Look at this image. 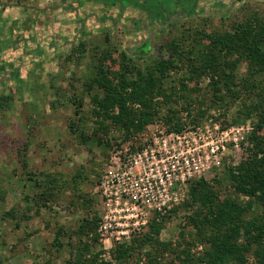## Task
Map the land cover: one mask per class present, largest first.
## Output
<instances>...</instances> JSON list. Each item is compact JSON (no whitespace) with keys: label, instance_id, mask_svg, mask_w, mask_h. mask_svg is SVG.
<instances>
[{"label":"rangeland","instance_id":"rangeland-1","mask_svg":"<svg viewBox=\"0 0 264 264\" xmlns=\"http://www.w3.org/2000/svg\"><path fill=\"white\" fill-rule=\"evenodd\" d=\"M101 1L105 4L103 9ZM141 1L92 0L85 3V0H0V64L2 61L7 63L14 60L15 66L19 65L20 68L19 75L12 71L5 74V84L0 86V92L12 96L10 105L0 110V186L5 192L4 200L0 203V264H66L76 246L88 238L79 236L75 231L82 217L96 210L100 219L102 205L95 188L98 185L97 179H100L103 169L108 165L111 151L123 147L134 152L136 147L146 146L148 141L152 146L154 144L157 149L156 158L139 160L132 168L135 173L143 176L142 186L148 187L153 185V179L158 175L156 170H161L157 160L166 164L167 158L170 160L172 157L173 151L166 150L167 147L155 136L162 132L187 131L200 126L202 135L197 136L209 141L204 128L206 130L207 126L214 129V124H221V119L226 117L230 124L225 127H242L243 140L238 141L236 148L235 142L229 141L221 157L215 160V164L210 163V167H207L208 163L199 164L200 168L207 167V171L196 173L187 179L178 192H183L180 201L176 204L170 203V207L164 211H157L154 204H129L128 212L137 216L140 232L147 229L148 223L156 214L159 217L166 216L159 239L171 242L173 246L180 242L177 247L181 248L185 245L182 237L190 238L193 231L189 226H184L185 215L193 209V206L186 205L190 198L191 183L200 178L211 179L217 175L221 179L219 189L222 194H233L224 172L226 166L234 165L240 159L241 144L253 131L257 118L253 113L233 122L242 107L240 100L248 103L252 99L246 94H242L241 99L230 107L211 106L213 90L209 79L202 77L197 83L199 91L190 90L188 95L193 99L190 104L193 112V108L197 106L207 111L193 121L188 118L187 111L182 109L186 105L183 98L177 102H164L158 96L154 102H158L159 117L152 119L141 131L128 138H125V128L112 123L110 119H98L102 127L94 123L95 117L90 112V94H102V91L92 87L89 92L85 86L94 75L97 63L92 57L91 48L96 45L103 47L105 37L108 36L110 43L117 48L112 56L117 57L123 40L134 35L133 31L123 29V22H129L123 16H136L132 5ZM117 3L119 6L114 8ZM155 4L156 0H143V4L138 6L156 10ZM253 11L264 15V0H240L225 19L208 14L184 17L169 29L152 35L149 41L150 50L143 57L136 58L134 64L144 70L147 61L168 56V43L172 38L192 34L196 27L205 30H233L244 20L245 15ZM97 15L102 20H95ZM84 19L88 22L81 24L80 21ZM145 23L141 30L148 32L158 26L155 24L149 27ZM134 24L138 26L137 21ZM146 33L147 31L141 33L142 37ZM78 40L86 42L87 52L82 58L77 54L68 58L71 46ZM20 57L25 61L21 62ZM105 64L111 62L105 60ZM116 67L115 65L114 68ZM237 70L241 74L244 71L243 64ZM174 72L177 73L169 77L165 85L177 84L182 76L188 80L185 68ZM194 84V81L187 82L190 87ZM222 93L227 98L225 87H222ZM76 99L81 100V105ZM78 107L80 112L76 113ZM168 108L178 110L180 123L177 129L169 128L176 119L167 120L165 112ZM222 112L225 114L221 115ZM228 136L233 138L232 132ZM228 136L224 139H228ZM213 139L217 140L214 137ZM195 145L191 140L189 147ZM26 170L33 172L34 178L39 180L44 178L41 172L58 180L52 197L46 201L47 206H36L38 204L35 199H39V203L44 201L40 191L42 188L35 185L34 180L27 179ZM176 182L174 180L175 184ZM163 188L161 186L159 192H163ZM26 195L30 201L26 199ZM28 203L32 204L30 217L19 219L21 216L17 215L18 226L16 219L1 218V212L11 208L20 214ZM147 219V223H141ZM59 225L64 226L65 231L59 238L61 247H56L52 242ZM88 239L92 250L99 252L100 260L107 264H119L112 253L115 247L106 249L108 242L99 240V236L96 242ZM192 250L199 252L201 246H194ZM107 251L109 256L105 253ZM174 259L173 254L165 253L161 264Z\"/></svg>","mask_w":264,"mask_h":264},{"label":"trees","instance_id":"trees-1","mask_svg":"<svg viewBox=\"0 0 264 264\" xmlns=\"http://www.w3.org/2000/svg\"><path fill=\"white\" fill-rule=\"evenodd\" d=\"M86 1L92 0H85V3ZM239 1L156 0V10H149L138 6L143 4L142 0L137 5H132L136 16H123L129 20L127 23L123 22V29L133 31L134 35L123 40L117 57L112 56L117 48L110 43L108 36L105 37L103 47L96 45L91 48L92 57L97 63L94 75L85 86L89 92L92 87L102 91V94H90V112L95 117L94 123L100 126L102 123L98 119H110L112 123L125 128V138L141 131L152 119L159 117L158 102H154L158 96H161L164 102H177L183 98L186 105L182 109L187 111L188 118L192 121L203 116L207 110L197 106L193 108V112L190 106L193 99L188 95L190 90L199 91L197 83L202 77L209 79L213 90L211 106L230 107L241 99L242 94H246L252 99L248 103L240 100L242 107L233 122L253 113L257 117L253 131L241 144L240 159L236 164L226 166L224 172L233 194H222L219 189L221 179L217 175L211 179L200 178L193 181L189 190L190 198L186 203L193 206V209L185 215L184 221V226H189L193 231L190 238L182 237L185 245L178 248L180 242L173 246L171 242L159 239L166 216L159 217L156 214L146 230L133 235L129 242L115 246L112 253L119 264H161L165 253H171L175 258L165 264H264V15L253 11L245 15L244 20L233 30H205L196 27L192 34H183L171 39L168 43V56L147 61L144 70L134 64L136 58L148 53L151 48L150 37L157 31L169 29L184 17L200 14L216 15L225 19ZM100 3L103 9L105 4L102 1ZM116 6H119V3L115 4L114 8H117ZM95 20L102 19L97 15ZM135 21L138 26L134 24ZM143 21L149 27L155 24L158 26L149 33L148 30H141ZM80 22L83 24L88 21L84 19ZM145 31L146 35L142 37L141 33ZM86 52V42L78 40L71 46L68 58L75 54L82 58ZM28 60L29 58L26 61ZM105 60H109L111 64H105ZM20 61L25 60L20 57ZM242 64L244 71L240 74L237 68ZM182 68H185L188 80L194 81L195 84L188 86L187 78L182 76L177 84L165 85L166 80L177 73L174 71ZM11 71L19 75V65L15 66L14 60L7 63L2 61L0 86L5 84V74ZM222 87H225L227 98L226 94L222 93ZM11 97L8 93L0 92V110L10 105ZM78 102L81 105V100ZM76 111L80 112L79 107ZM224 114L225 112L221 113ZM165 117L167 120L176 119L170 129L179 127L178 110L168 108ZM228 124L230 122L223 117L221 125L225 127ZM23 166L26 167L24 162ZM26 172L27 179L34 180L35 185L42 188L40 191L44 201L39 203V199H35L38 204L36 206H47L46 201L52 197L58 180L43 172L40 174L44 178L39 180L34 178L33 172ZM4 197L5 192L0 186V203ZM25 197L30 201L27 195ZM30 210L32 204L28 203L20 214L11 208L1 212V218L17 220V215L21 216L19 219L30 217ZM98 221V212L94 210L82 217L75 231L79 236L96 242ZM16 225L18 226V220ZM64 229L62 225L56 228L52 242L56 247H61L59 238ZM87 239L80 241L66 264H107L99 259V252L92 250L91 242ZM197 245L201 246V250L194 252L192 248Z\"/></svg>","mask_w":264,"mask_h":264},{"label":"built area","instance_id":"built-area-1","mask_svg":"<svg viewBox=\"0 0 264 264\" xmlns=\"http://www.w3.org/2000/svg\"><path fill=\"white\" fill-rule=\"evenodd\" d=\"M213 127L214 129L207 126L206 130L204 128V132L206 131L207 137L210 138L209 141L197 136V134L202 135L200 126L187 131H170L155 135L162 145L167 147L166 150H172L173 153L170 160L167 158L166 164L157 160L161 170H156L158 175L153 179V185L148 187L142 186L143 176L138 172L135 173L132 168L139 160L156 158L157 149L154 144L152 146L148 141L146 146L136 147L134 152L123 147L111 151L108 165L103 169L95 188L100 195L102 205L96 231L99 240L108 242L106 249L110 250L118 244L127 243L133 235L140 232L137 216L128 212L129 204L138 206L154 204L157 211H164L165 208L170 207V203L176 204L180 201L183 192H178L187 179L196 173L207 171L210 163L215 164V160L221 157L229 141L230 143L234 141L236 148L239 145L238 141L243 140L242 127H222L219 123L214 124ZM230 132L233 138L228 136ZM225 136H228V139H224ZM213 137L217 139L216 142ZM191 140L196 144L192 148L189 147ZM207 163V167H199V164L207 165ZM174 180H177L176 184ZM161 186L164 187L163 192H159ZM146 221L149 220H142L141 223L145 224ZM105 253L110 255L109 251Z\"/></svg>","mask_w":264,"mask_h":264}]
</instances>
